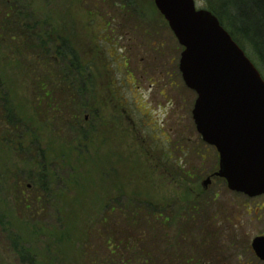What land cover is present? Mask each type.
Listing matches in <instances>:
<instances>
[{
	"label": "rangeland",
	"instance_id": "1",
	"mask_svg": "<svg viewBox=\"0 0 264 264\" xmlns=\"http://www.w3.org/2000/svg\"><path fill=\"white\" fill-rule=\"evenodd\" d=\"M46 2L50 22L90 73L88 95L95 108L92 114H84L82 126L95 128V133L84 139L67 127L41 125L39 117L27 127L23 149L39 146L36 150L44 152L46 167L61 178L60 187L68 189L67 174L74 173L77 180L68 195L56 202L57 210L62 206L60 221L47 208L37 227L28 225L29 232L43 233L28 238L32 253L39 255L37 264H91L82 255L88 257V241L99 252L97 220L107 205L125 202L127 197L167 212L197 199L203 205L195 229L216 233L223 250L213 259L215 264L223 259L220 264H238V259L241 264H262L249 250L253 236L264 229V205L253 213V201L231 192L223 178L214 176L218 154L196 131L191 114L196 94L185 86L178 68L182 47L154 1L133 0L135 11L132 5L128 9L126 0ZM195 4L198 9L209 7L207 0ZM0 57L11 77L9 93L19 112L35 115L37 85L45 73L43 55L38 50L27 54L25 69ZM30 140L34 145L27 143ZM2 158L11 173L23 176L21 172L29 169L39 171L38 153L23 156L12 145L11 150L4 149ZM15 179L12 175L9 186L0 190V209L12 223L0 224V264H22L6 238L10 227L27 232L25 211L11 188ZM23 181L20 189L32 187V181ZM44 225L55 230L50 232ZM100 252L104 254V249Z\"/></svg>",
	"mask_w": 264,
	"mask_h": 264
},
{
	"label": "trees",
	"instance_id": "2",
	"mask_svg": "<svg viewBox=\"0 0 264 264\" xmlns=\"http://www.w3.org/2000/svg\"><path fill=\"white\" fill-rule=\"evenodd\" d=\"M46 1L48 0H39L43 2V5H40L37 0H0V56L12 62L15 68L21 66L25 69L26 55L36 53V50L43 55L42 62L45 61V73H42V79L37 85L34 101L36 113L28 116L21 115L10 95L12 80L10 75H6L5 71L8 70L1 66L0 62V190L9 186L12 175L16 176L11 188L18 194L21 208L25 211L28 223H23V228L27 229V232L23 229V234L17 233L10 227L6 238L22 264H37L39 255L32 253L33 244L28 238L43 234L37 229L29 232L28 225H39L38 218L44 215L47 208L51 209L52 215L60 221L62 206L59 204L61 207L58 206L57 210L56 202L66 197L67 191H71L77 182L75 174L70 173L65 177L69 184L68 189L60 187L61 178L46 167L44 152L36 150L39 146L31 150L23 149L28 138L27 127L35 124L39 117L41 125L43 123L51 124V127H67L84 139L95 133V128L84 129L82 126L85 122L84 114H92L95 108L94 101L92 102L88 95V88L90 83L92 84L88 75L90 73L85 69L76 50L70 46L68 39L50 22L52 16L47 12ZM207 2L208 9L244 50L264 78V0ZM125 3H128V9L132 5L131 9L135 11L133 0H126ZM9 62L4 65L10 66ZM31 140L27 143H31ZM12 145L13 151L23 156L27 152L30 155L38 153L41 160L37 161L36 168L39 171L29 169L27 172H21V176L20 173L5 170L2 156L4 149L11 150ZM56 176L59 179H54ZM21 179L32 181V187L25 188L24 191L20 189L25 182L21 183ZM113 202L105 207L97 220L99 225L95 232L98 235L99 252L93 245H89L88 241L87 246L85 244L89 250L88 257L82 255L85 261L91 260V264H215L213 259L219 257L221 247L216 233L197 230L194 226L197 223V212L203 202L197 199L185 201L168 212L164 211L167 208L160 209L148 201L138 202L128 197L125 202ZM1 212L0 209L1 226H10L12 223L7 219V214ZM57 212H60V217ZM43 227H49L50 232L55 230L53 225ZM187 229L190 234H187ZM84 238L86 242L88 237ZM100 248L104 249V254L100 252ZM221 251L223 253V250ZM90 252L92 253L89 254ZM224 261L225 259L217 264Z\"/></svg>",
	"mask_w": 264,
	"mask_h": 264
},
{
	"label": "water",
	"instance_id": "3",
	"mask_svg": "<svg viewBox=\"0 0 264 264\" xmlns=\"http://www.w3.org/2000/svg\"><path fill=\"white\" fill-rule=\"evenodd\" d=\"M153 1L183 47L178 68L196 94V131L218 153L214 176L232 191L263 194L264 79L211 11L198 9L195 0ZM252 247L264 259V237Z\"/></svg>",
	"mask_w": 264,
	"mask_h": 264
},
{
	"label": "flooded vegetation",
	"instance_id": "4",
	"mask_svg": "<svg viewBox=\"0 0 264 264\" xmlns=\"http://www.w3.org/2000/svg\"><path fill=\"white\" fill-rule=\"evenodd\" d=\"M232 192V191H231ZM236 194H239L241 196L247 197L248 199H250L251 201H253V203H255V206L253 207V213L255 211H258V207L259 209H261V207L264 205V194L258 195V196H254V197H249L243 193H239V192H233ZM264 210V209H263ZM264 227V224H263ZM257 237H264V229L261 230L259 233L255 234L250 242V253L253 254L262 264H264V259L260 258L256 251L254 250V248L252 247V241L257 238ZM238 264H241V261L238 259ZM245 264H248V262H246Z\"/></svg>",
	"mask_w": 264,
	"mask_h": 264
}]
</instances>
